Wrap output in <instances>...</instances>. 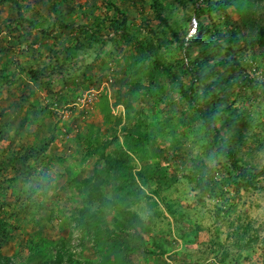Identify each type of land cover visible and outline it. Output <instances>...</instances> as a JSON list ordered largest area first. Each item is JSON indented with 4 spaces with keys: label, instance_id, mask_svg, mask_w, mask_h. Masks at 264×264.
<instances>
[{
    "label": "rangeland",
    "instance_id": "1",
    "mask_svg": "<svg viewBox=\"0 0 264 264\" xmlns=\"http://www.w3.org/2000/svg\"><path fill=\"white\" fill-rule=\"evenodd\" d=\"M17 1L23 3L22 10L25 4L40 11L44 8L42 0ZM98 6L96 1V10ZM229 7L226 3L224 10L234 14ZM56 9L63 11L60 5ZM16 11L0 4V75L4 77L0 79V219L9 227L5 241L14 263L65 264L62 256L59 261L55 258L54 242L59 238L67 241L72 259L96 261L87 233L80 235L68 218L81 201L66 173L83 179L100 165L97 156H86L82 138L78 143L73 140L77 134H96L104 127L105 134L100 136L106 142L105 155L113 153L115 144L124 146L123 128L159 144L151 149L141 141L132 150H124L128 184L136 187L135 193L116 207L102 206L110 207L107 220H123L125 212H133L147 223L139 224L144 229L145 250L129 256L133 264H264V192L240 191L237 199L229 201L227 190L214 187L210 191L203 183L183 178L196 173L207 181L213 161L193 112L184 101L168 96L166 77L152 71L146 60L126 62L109 40L52 68L50 37L33 32L20 44L12 42L20 33L9 23ZM242 21L245 32L252 35L255 28L243 17ZM150 25L156 29L157 21ZM186 29V37L194 33L192 24ZM56 39L68 40L59 34ZM158 55L169 65L182 66L181 55L167 41ZM236 56L254 81L243 96L231 88L232 115L241 114V102L245 97L249 100L236 147H247V162L264 167V47H245ZM99 61L108 68L105 72ZM30 66L39 70L43 83L16 71ZM85 66L90 69L88 79L80 76ZM14 71L17 74L12 75ZM132 80L143 89L132 88ZM218 113L225 115L223 110ZM33 145L36 149L24 162L20 160ZM46 184L53 188L43 195ZM27 188L34 189L31 196L25 194ZM101 190L110 200V187L104 185ZM110 262L116 264V259Z\"/></svg>",
    "mask_w": 264,
    "mask_h": 264
},
{
    "label": "trees",
    "instance_id": "2",
    "mask_svg": "<svg viewBox=\"0 0 264 264\" xmlns=\"http://www.w3.org/2000/svg\"><path fill=\"white\" fill-rule=\"evenodd\" d=\"M42 1L43 11L29 8L26 4L22 10L23 3L17 0H0V4L6 3L17 10L15 17L9 19L12 30L20 31L14 36L13 43L20 44L21 40L30 39L33 32L50 37L54 47L52 68L59 66V61L73 59L77 53L96 43L103 45L105 40L114 42L115 51L120 52L126 62L146 60L152 71L166 77L168 96L184 101L204 131L208 154L213 161L211 175L205 182L204 177L196 173L183 178L188 182L203 183L210 191L221 187L230 195L229 201L237 199L240 191L264 192V167L247 162L244 157L248 155L247 147H236L239 128L244 126L242 115L249 106L248 97L241 102V114L232 115V103L229 101L232 87H236V92L243 96L246 89L254 86V81L240 65L236 54L245 47H264L263 0H93L92 4L91 0H70L68 3L65 0ZM96 1L99 5L97 10ZM226 3L232 7H229L230 12L235 17L224 10ZM59 5L63 11L56 9ZM187 10L191 12L190 16ZM242 17L255 28L252 35L245 32ZM68 18L72 22H68ZM154 21H157L156 29L150 25ZM189 24L194 26V33L186 37ZM56 34L65 35L68 40L58 41ZM166 41L181 55V67L167 64L158 55L166 46ZM98 65H103L104 72L108 69L103 61H99ZM16 71L26 74L32 82L43 83L44 77L34 66ZM16 71L12 75L17 74ZM89 71V67L85 66L80 76L88 79L86 75ZM121 74L123 76V71ZM1 78L4 77L0 75ZM121 83L125 84L126 79ZM130 86L142 88L133 80ZM48 91L51 92L50 89ZM219 110H223L225 115L219 114ZM131 130L123 128L126 135L122 141L124 146L115 144L111 155L104 154L106 142L102 143L100 136L105 134L104 127L96 134L75 136L73 141L78 143L77 140L82 138L86 156H97L100 165L83 179L76 178L71 172L66 173L67 182L73 186L81 201V206L68 218L80 235L87 233L97 259L95 262L72 259L67 241L59 238L54 242L58 247L55 255L58 261L62 256L65 264H111L110 259L115 258L116 264H133L129 256L140 249L145 250L141 238L144 229L141 228L147 223L140 221L133 212H125L123 220L115 217L107 220L110 207L102 208L106 203L115 207L118 202L126 203L135 193L136 187L128 184L124 150H132L141 141L151 149L158 148L159 144L149 136ZM35 149V145L29 146L20 160L24 162ZM14 158H18L17 155ZM104 185L110 187V200L103 196L101 189ZM47 187L46 184L43 195H46L47 189L53 188ZM33 193L32 188H27L25 192L27 196ZM53 204L56 205L55 202ZM8 230V224L0 219V264H15L6 246Z\"/></svg>",
    "mask_w": 264,
    "mask_h": 264
}]
</instances>
